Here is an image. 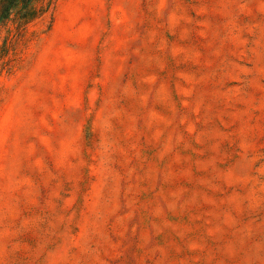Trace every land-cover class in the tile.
<instances>
[{"label":"rangeland","instance_id":"1","mask_svg":"<svg viewBox=\"0 0 264 264\" xmlns=\"http://www.w3.org/2000/svg\"><path fill=\"white\" fill-rule=\"evenodd\" d=\"M0 22V264H264V0H38Z\"/></svg>","mask_w":264,"mask_h":264},{"label":"trees","instance_id":"2","mask_svg":"<svg viewBox=\"0 0 264 264\" xmlns=\"http://www.w3.org/2000/svg\"><path fill=\"white\" fill-rule=\"evenodd\" d=\"M36 1L38 0H0V22L8 18L17 8H20L21 19L28 20L33 13V5Z\"/></svg>","mask_w":264,"mask_h":264}]
</instances>
